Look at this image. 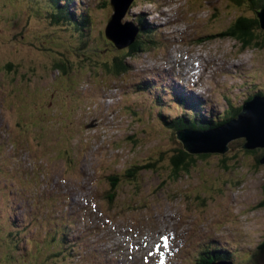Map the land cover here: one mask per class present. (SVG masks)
<instances>
[{"label": "rangeland", "instance_id": "rangeland-1", "mask_svg": "<svg viewBox=\"0 0 264 264\" xmlns=\"http://www.w3.org/2000/svg\"><path fill=\"white\" fill-rule=\"evenodd\" d=\"M41 1L0 0V68L7 61L15 67L9 74L0 69V264L89 259L82 249L86 255L54 258L56 241L43 238L62 227L60 215L78 209L79 222L72 225L85 233L84 248L106 246L119 264H197L205 246L225 247L236 264H264V147L240 148L247 140L237 137L225 152L197 157L176 175L171 158L182 144L162 126L159 107L150 106L161 90L137 88L184 82L206 103V113L232 116L250 95L264 91V29L258 25L246 47L224 35L237 17L256 18L259 8L249 0H133L122 22H139L128 14L147 12L144 19L163 38L138 58L127 56V71L116 76L104 64L127 50L104 38L113 12L107 0L69 6L75 17L89 7L86 24L94 41L85 46L58 35L67 23L34 14L36 5L50 8ZM32 4L31 14L25 6ZM169 101L165 96L161 102ZM160 110L170 118L182 113L175 104ZM153 162L134 173V181L122 173ZM111 174L119 181L112 204L100 197ZM19 227L31 232L20 238ZM214 238L221 246L210 242Z\"/></svg>", "mask_w": 264, "mask_h": 264}, {"label": "trees", "instance_id": "trees-1", "mask_svg": "<svg viewBox=\"0 0 264 264\" xmlns=\"http://www.w3.org/2000/svg\"><path fill=\"white\" fill-rule=\"evenodd\" d=\"M7 2H10L12 0H6ZM56 1V2H55ZM63 1V0H49V7L52 9L51 10V15L50 18L53 16L54 10L56 8V4L57 6H60V4H58V2ZM70 0H66L67 3H69ZM236 1V0H235ZM242 0H237L236 2H240ZM251 2H249L250 5H253L254 7H258V8H262V6H264V0H249ZM30 5L25 6V10L29 13L32 12V9L29 8ZM33 6V4H32ZM54 9V10H53ZM64 9V8H63ZM32 14V13H31ZM65 15H69L71 16V13L69 11L68 8H66V10H63L61 13H56L54 14L55 17H52L55 22L57 23H67L68 24V29L64 30L66 31L69 35H71L74 38H77L80 41H86L87 43L91 42L89 41V39H92L94 41V35L91 33V27L89 24H86V21L88 22V16L86 15V17H84L85 23L82 20L77 19L76 17H65ZM141 20V18L139 19ZM75 24L77 26V28L73 29L70 25ZM84 25V27H83ZM259 23L256 20V18L254 17H247V16H240L237 17L235 22H233L228 28L227 31L225 32L224 36H227L228 38L234 37L237 38L238 40H240L242 42V46L246 47L250 44H252V41L255 39V32L253 30H255L256 27H258ZM140 30H139V34L137 39L133 42V44H131V46H129L127 48V52L126 53H122V54H118L116 55L112 62L110 64H105L107 66V69L111 71V73L119 75L122 74L123 72H125L128 69L129 64L125 61V58L127 56L132 57V59H135L138 55L137 53L140 52L142 49L147 48V46H149V42H153L154 40H152L151 38L153 37V34H155L157 31L154 30L152 32H147L148 30H145L146 28L144 27L143 24H141L140 26ZM88 28V29H87ZM77 29H79V34L81 36H76L74 33H77ZM85 34V35H84ZM92 41V42H93ZM61 64H64L63 61L59 62L58 64H56V68L60 69L62 68ZM6 71V73H11V71H13V69H15L14 67V63L13 62H5L2 65V68ZM64 70V69H63ZM26 74H27V69L25 70ZM160 79V80H159ZM158 82H163L164 78H157ZM138 88L140 90H144L146 89L149 93H151V91L153 89L155 90H161V93L157 92L156 94L153 95V105H158V106H162V107H169L170 104H175L177 107H182L183 110H187L189 109V114L187 113L181 115V116H177V117H173V118H169L168 116H165L163 113H159L160 119L162 120V126L173 130L174 132L179 130V129H183V128H191V129H196V130H204V129H210V128H214L220 124H223V122H225L227 119L232 118L233 116H236L237 113L239 112L240 108L237 109L232 116L228 117L229 115H231L230 113H228L227 116L224 117H216V116H207V119L205 118L202 108L203 104L201 103V100L196 97L194 94H190V93H186L185 91H183L180 87L175 86L172 83H164L162 84H155L152 82H148L145 83V86H138ZM261 93V92H260ZM165 96H169L170 101L168 104H164L162 103V99ZM154 109V107H153ZM178 119V120H177ZM176 153L173 154L171 160H172V164H173V168H174V174L178 175L181 171H186L189 169V167L192 165L193 162L196 161L197 157H207L209 155V153H202V154H198V155H194L189 153L187 150L185 151L183 148H179L176 149ZM154 167V162L151 163H144V164H135L130 168H127L126 170H124V174L125 177H129V179H134L135 180V175L136 173L138 174L140 172L141 169H150ZM132 168H136L135 170H133ZM117 175L111 174L107 176V180L109 182V187L107 189H105L103 191V193L100 195V197H103L104 199H107L110 201V204H112L113 202H115L116 199V192H117V186L119 184L118 179L116 178ZM113 177V178H112ZM118 177V176H117ZM108 202V201H107ZM109 204V203H108ZM9 208V205H7V209ZM62 221V220H61ZM55 230V233L52 235V239L54 240L59 232L60 233H64L65 235H67L69 238H71L72 236L70 234H73V231L71 229H69L68 231H65L64 229H58L57 226H54V228L49 231L48 234L52 233ZM24 233L25 231H22L19 228V237L22 238L21 233ZM11 235V233H9V236ZM62 238V237H61ZM73 240L75 243H79L82 239L81 238H77V237H73ZM19 241V240H18ZM51 241V240H49ZM54 242V241H52ZM6 243H8L10 246H12V256H16V253L18 251V248H14L16 246V244L11 243V238L6 239ZM60 246H65L62 245L59 241L54 242ZM62 249V248H61ZM56 255L58 253H55ZM54 254V255H55ZM203 253H199L198 257L196 258L197 260V264H211V260L213 259L214 256H212V258L210 260H208L207 258H204ZM202 256V257H201ZM229 254V252H225L224 255H222V257L224 258H230L232 259V256ZM113 255L110 256V252L108 250H104L101 255L100 258H105L104 261H99L96 264H117V262H115L112 259ZM221 256H215L214 258L218 260V258ZM220 259V258H219Z\"/></svg>", "mask_w": 264, "mask_h": 264}, {"label": "water", "instance_id": "water-1", "mask_svg": "<svg viewBox=\"0 0 264 264\" xmlns=\"http://www.w3.org/2000/svg\"><path fill=\"white\" fill-rule=\"evenodd\" d=\"M133 0H111L114 13L109 19L106 34L119 48L126 47L134 42L138 32L136 27L125 30L121 19ZM122 6V10L120 7ZM256 20L260 28L264 29V7L255 11ZM176 138L183 148L191 153L225 152L232 139L244 136L246 143L240 148L252 149L256 146L264 147V95L255 96L246 101L236 118L210 129L194 130L184 128L175 132ZM264 163V156L260 160ZM222 264V263H213Z\"/></svg>", "mask_w": 264, "mask_h": 264}, {"label": "clouds", "instance_id": "clouds-1", "mask_svg": "<svg viewBox=\"0 0 264 264\" xmlns=\"http://www.w3.org/2000/svg\"><path fill=\"white\" fill-rule=\"evenodd\" d=\"M149 1H151V2H155L156 0H149ZM230 1H233V2H236L235 0H230ZM42 2H44V3H46V4H48V2H49V0H43ZM56 2V1H55ZM133 2V1H132ZM58 4H64L65 5V0H63V1H60V2H58ZM163 6H166V5H163ZM58 7H60V6H58ZM66 7V6H65ZM261 8H259V10H260ZM141 17V20H139V22H137V27L138 26H140L141 24H143L144 25V27L146 28L145 30H148L147 32H152V31H154V29L152 28V26H153V24L152 23H149L148 21H146V19H144V17H146L145 15H142V16H140ZM121 23H123L122 22V19H121ZM126 24L127 23H131V21H129V19H128V21L127 22H125ZM155 25V24H154ZM230 26V25H229ZM137 30H138V34H139V30L140 29H138L137 28ZM158 32V31H157ZM136 37H138V35H136ZM135 41V40H134ZM154 43V41L153 42H149V45H152ZM111 44L112 45H114L117 49H119V50H124V49H126L127 50V48L129 47V46H131V44H133V43H131L130 45H128V46H126V47H123V48H119V47H117V45L113 42V41H111ZM154 44H156V43H154ZM147 48H149V46H147ZM147 48H144V49H142V50H146ZM141 50V51H142ZM119 54H122V53H119ZM116 55H118V54H116ZM115 55V56H116ZM138 57V56H137ZM136 57V58H137ZM113 60V59H112ZM112 60L109 62V63H105V64H110L111 62H112ZM104 64V65H105ZM106 66V65H105ZM107 67V66H106ZM61 69V68H60ZM114 75H116V74H114ZM120 75V74H119ZM119 75H116V76H119ZM251 99V98H250ZM249 99V100H250ZM248 101V100H247ZM151 105H153V102H151ZM239 109V108H238ZM241 109H242V107H240V110H239V112L241 111ZM239 112L237 113V115L236 116H233L234 118H236L237 116H238V114H239ZM231 113H234V112H231ZM233 117H232V119H233ZM184 129V128H183ZM191 129V128H190ZM181 129H179V130H177V131H180ZM194 130H196V129H194ZM182 147H183V145H182ZM185 151L187 150V149H185V148H183ZM189 152V151H188ZM189 153H191V152H189ZM191 154H202V153H191ZM263 156H264V153H263V155L261 156V159L263 158ZM214 249V248H213ZM214 252H215V254L217 255L218 253H221V251L220 250H216V249H214ZM219 260V259H218Z\"/></svg>", "mask_w": 264, "mask_h": 264}, {"label": "bare ground", "instance_id": "bare-ground-1", "mask_svg": "<svg viewBox=\"0 0 264 264\" xmlns=\"http://www.w3.org/2000/svg\"><path fill=\"white\" fill-rule=\"evenodd\" d=\"M72 2H75L74 0H72ZM120 7V6H119ZM120 9L122 10L123 8H122V6L120 7ZM84 10V9H83ZM86 13H87V15L89 16V12H90V10H89V7H87V9L86 10H84ZM126 14V13H125ZM124 14V15H125ZM137 14H139V15H137ZM137 14H128L129 15V17H131V18H134V19H136V17H139V16H142V15H145V14H147V12H141V11H138L137 12ZM51 19H52V21H54L55 22V20L51 17ZM130 19V18H129ZM126 25V24H125ZM133 27H136L137 28V26H126L125 27V30L126 31H129L130 29H133ZM88 29V28H87ZM85 35V34H84ZM136 35H138V32H137V34ZM137 39V37L135 36V40ZM87 45H89V44H87ZM160 80V79H159ZM141 91V90H140ZM102 175V174H101ZM103 178V177H102ZM129 179V178H128ZM102 180V179H101ZM124 180H127V179H124ZM123 180V181H124ZM130 180V179H129ZM136 180V179H135ZM131 181V180H130ZM133 181H134V179H133ZM18 217V216H17ZM39 222V221H38ZM63 223H65L64 221H62V223H59V222H57V224H59V225H62ZM25 228V227H24ZM58 237H59V239L62 237V234L61 233H59L58 234Z\"/></svg>", "mask_w": 264, "mask_h": 264}]
</instances>
